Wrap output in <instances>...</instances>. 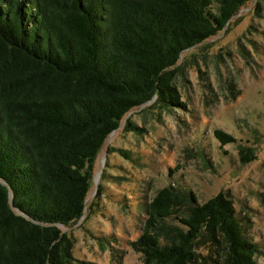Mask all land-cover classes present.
Instances as JSON below:
<instances>
[{
	"label": "trees",
	"instance_id": "16d2710c",
	"mask_svg": "<svg viewBox=\"0 0 264 264\" xmlns=\"http://www.w3.org/2000/svg\"><path fill=\"white\" fill-rule=\"evenodd\" d=\"M247 1L0 0V264H75L61 226L81 218L105 139L153 99L183 107L181 53ZM146 213L144 264H260L226 192L199 204L165 186Z\"/></svg>",
	"mask_w": 264,
	"mask_h": 264
},
{
	"label": "rangeland",
	"instance_id": "374dc122",
	"mask_svg": "<svg viewBox=\"0 0 264 264\" xmlns=\"http://www.w3.org/2000/svg\"><path fill=\"white\" fill-rule=\"evenodd\" d=\"M175 69L183 107L153 99L132 109L98 152L84 212L61 226L75 264H144L131 242L165 186L199 204L228 193L264 264V0H248L217 35L184 50ZM217 128L236 141L221 146ZM246 148L254 159L243 163Z\"/></svg>",
	"mask_w": 264,
	"mask_h": 264
}]
</instances>
